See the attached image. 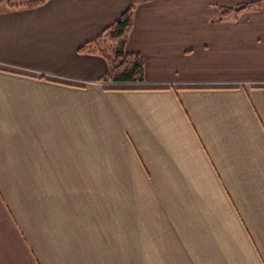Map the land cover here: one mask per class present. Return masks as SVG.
<instances>
[{
	"label": "crops",
	"instance_id": "crops-1",
	"mask_svg": "<svg viewBox=\"0 0 264 264\" xmlns=\"http://www.w3.org/2000/svg\"><path fill=\"white\" fill-rule=\"evenodd\" d=\"M152 0L106 89L78 49L132 0L0 13V264H264V4Z\"/></svg>",
	"mask_w": 264,
	"mask_h": 264
},
{
	"label": "trees",
	"instance_id": "trees-1",
	"mask_svg": "<svg viewBox=\"0 0 264 264\" xmlns=\"http://www.w3.org/2000/svg\"><path fill=\"white\" fill-rule=\"evenodd\" d=\"M49 0H0V13L3 6L7 10L32 9L45 5ZM152 0H132L130 7L96 38L84 43L78 49L81 54L103 57L109 70L100 79L106 89H133L144 82L145 59L139 52H130L127 44L134 27V14L139 4ZM264 0H253L232 7H219L220 19L230 16L237 18L243 11L260 9Z\"/></svg>",
	"mask_w": 264,
	"mask_h": 264
},
{
	"label": "rangeland",
	"instance_id": "rangeland-1",
	"mask_svg": "<svg viewBox=\"0 0 264 264\" xmlns=\"http://www.w3.org/2000/svg\"><path fill=\"white\" fill-rule=\"evenodd\" d=\"M3 7H5V6H3Z\"/></svg>",
	"mask_w": 264,
	"mask_h": 264
}]
</instances>
